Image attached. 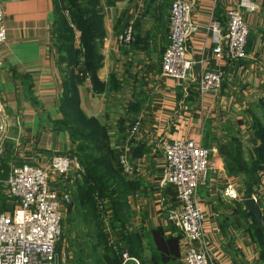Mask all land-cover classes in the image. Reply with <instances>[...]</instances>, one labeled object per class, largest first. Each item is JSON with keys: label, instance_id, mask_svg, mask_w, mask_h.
Here are the masks:
<instances>
[{"label": "crops", "instance_id": "1", "mask_svg": "<svg viewBox=\"0 0 264 264\" xmlns=\"http://www.w3.org/2000/svg\"><path fill=\"white\" fill-rule=\"evenodd\" d=\"M56 1L87 2L1 0L6 39L0 44L4 124L0 157L7 156L12 164L43 166L51 155L73 154L74 142L58 124L63 119L61 99L72 88L80 111L106 127L111 148L117 155L124 153L132 165L129 173L122 171L127 210L122 222L126 238L119 241L120 246L140 264H183L181 231L167 217L178 206L176 190L160 181L162 147L174 138H194L214 149L215 167L197 188L210 258L214 264H263L248 231L255 219L244 206L249 199L244 195L247 176L226 171L228 155L222 157L220 151L237 141L243 159L250 160L255 157L254 146L260 143L254 134L256 127L264 125V0H239L249 30L246 56L217 62L212 58L217 36L212 23H223L225 10L237 0H189L193 28L187 55L193 64L181 81L161 74V58L168 43V5L144 0L142 13L133 23V40L124 44L116 38L132 17L130 0H96L98 27L104 38L95 86L86 77L77 83L68 80L65 63L69 53L59 50L56 41ZM72 30L73 47L82 49V31L74 25ZM202 67L222 70L217 93L201 96L197 92ZM133 121L140 122L139 130L128 138ZM77 173L52 175L50 186L68 196L70 190L63 189L72 187L77 175L79 180ZM227 183L236 187V198L223 194ZM249 193L257 198L264 226V173Z\"/></svg>", "mask_w": 264, "mask_h": 264}, {"label": "built area", "instance_id": "2", "mask_svg": "<svg viewBox=\"0 0 264 264\" xmlns=\"http://www.w3.org/2000/svg\"><path fill=\"white\" fill-rule=\"evenodd\" d=\"M143 2L144 0H130L132 17L117 35L119 43L129 44L133 40V23L142 13ZM191 9L192 3L189 0H174L169 8L168 43L161 58V74L178 81L187 78L193 64L187 55L188 37L193 28ZM63 13L68 17L66 9ZM224 18L223 23H212V29L217 33L212 58L216 62L225 59L240 60L246 56L245 45L249 30L239 0L225 10ZM5 39L6 26L0 0V44ZM199 62L202 63L203 59ZM79 75L89 78L84 71H80ZM222 76L223 72L219 67H202L196 82L199 95L217 93ZM139 125V121L130 124L128 138L137 134ZM3 132L0 109V140ZM162 151L163 171L160 181L162 184L172 185L176 190L178 206L167 217L181 231L182 262L214 264L204 243V214L197 194L198 184L215 167L212 158L214 149L201 145L194 138H174L163 143ZM117 158L122 171L129 173L132 165L128 157L119 153ZM71 170L82 171L77 157L71 153L51 155L43 166L22 163L10 168L5 179V193L13 202V207L0 212V264L62 263V249L58 251L56 246L61 235V218L67 195L52 188L50 180L52 175H67ZM223 194L231 198L238 196L236 187L231 183L224 186ZM249 199L257 201L255 195H251ZM105 210L109 218L111 209L106 207ZM106 225L111 232L107 223ZM110 245L116 250L120 246L116 235L110 236ZM120 258V264H140L137 257L125 250L121 251Z\"/></svg>", "mask_w": 264, "mask_h": 264}, {"label": "trees", "instance_id": "3", "mask_svg": "<svg viewBox=\"0 0 264 264\" xmlns=\"http://www.w3.org/2000/svg\"><path fill=\"white\" fill-rule=\"evenodd\" d=\"M64 9L68 11V17L64 15ZM56 13L57 46L59 50L64 48L69 53V58L65 63V69L69 75L68 80H71L72 83L81 81L83 77L79 75V72L84 71L95 86L98 83L96 71L101 61L99 46L100 41L104 38L103 32L98 27L100 16L96 0H87L84 4L76 2L67 4L56 1ZM72 25L80 28L83 33L82 49L74 48L72 45ZM65 92L61 99L64 107L63 119H60L58 124L70 135L72 142L80 141V144H76L77 154L75 150L72 153L83 167L82 181L78 182L79 189L75 190L73 195L70 194L72 209L68 214H72L79 206L89 218L88 223L91 225L98 217L99 204L107 199L112 205L108 208H112L114 219L111 221L115 224V235L119 241L123 240L126 238L122 223L126 219L127 206L124 200L126 187L122 169L118 164L117 152L110 146L106 127L95 117L84 116L78 108V99L72 88ZM81 124H84L86 128ZM254 137L259 139L260 143L258 146H254L255 157H250V160L243 159L239 144L236 145L237 141L231 142V148L224 149V152L220 151L222 157L225 154L228 155V160H224L226 171L246 174L247 192L244 194L246 198H250L249 190L252 185L259 182L260 175L264 173V125L260 124L255 128ZM234 139L238 140L236 137ZM7 158V156L6 158L5 156L0 157V173L8 167ZM69 193H67L68 196ZM2 197L4 201L1 202V206L8 204L10 207L7 210H11L13 202L7 195ZM262 219L264 218L262 217ZM248 228L250 236L257 243L260 260L264 264V226L258 228L254 220ZM123 249V246H119L116 250L112 246L108 247L105 243V248L97 256L103 264H120V253ZM81 261L77 260L76 262L79 264Z\"/></svg>", "mask_w": 264, "mask_h": 264}, {"label": "rangeland", "instance_id": "4", "mask_svg": "<svg viewBox=\"0 0 264 264\" xmlns=\"http://www.w3.org/2000/svg\"><path fill=\"white\" fill-rule=\"evenodd\" d=\"M173 1L174 0H160L159 4L162 6L168 5L170 8V5ZM81 125L86 128L84 124ZM79 142L80 141L78 140L74 142V150L76 154L78 152L76 150V144H78ZM16 165L19 164L8 163L7 169L3 170L0 173V212L7 210L10 207V205L8 204L7 206H1V202L4 201V198L2 196L6 195L5 179L8 176L10 168ZM79 166H81L82 168V171L77 173L80 175L79 180L77 179V175L76 179L73 181V183H71L72 187L68 186L67 190L63 189L64 192L70 190V194L73 195L75 190L79 189L78 182L82 181L83 172V167L80 162ZM100 206L102 207V209L101 207L99 208L98 217L96 218V221L91 223V225H89V218L84 213L82 208L80 209V207L77 206V210H75L72 214H68L67 206H64V211L61 218V235L57 241L56 246V248L58 247V251L62 249L61 253L63 254V260L61 264H78L76 262L77 260H82L79 264H103L99 256L97 255L101 254V252L105 248V243L108 245V247L111 246L110 236H112V234L115 235V224L112 222L114 219L112 208L111 213H109V218L105 210L106 207L112 206L111 203L108 202L107 199H105L104 202L100 203ZM103 220H106V222ZM106 223L108 224L112 233L108 231ZM109 232L111 233V235ZM123 248V250L127 251L124 246Z\"/></svg>", "mask_w": 264, "mask_h": 264}, {"label": "water", "instance_id": "5", "mask_svg": "<svg viewBox=\"0 0 264 264\" xmlns=\"http://www.w3.org/2000/svg\"><path fill=\"white\" fill-rule=\"evenodd\" d=\"M65 202L67 205V211L69 212L72 209V200L69 196H67L65 198ZM244 206L248 210V212H250L254 216L256 226L258 228H261V215L257 208L256 203L251 199H246L244 201Z\"/></svg>", "mask_w": 264, "mask_h": 264}]
</instances>
